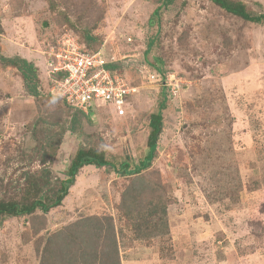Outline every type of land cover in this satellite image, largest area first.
<instances>
[{
  "label": "rangeland",
  "instance_id": "1",
  "mask_svg": "<svg viewBox=\"0 0 264 264\" xmlns=\"http://www.w3.org/2000/svg\"><path fill=\"white\" fill-rule=\"evenodd\" d=\"M48 1L0 0V56L33 63L41 91L37 100L29 95L21 72L0 61V199H20L29 174L57 187L81 147L138 162L164 89L163 131L144 170L168 199L171 235L146 243L125 229L122 264H264V24L211 0H177L154 24L161 0H53L55 11ZM242 1L264 13V0ZM67 32L83 46L91 33V48L120 62L117 73L138 86L129 113L114 116L102 106L76 116L50 94L52 51ZM130 178L82 168L61 206L38 210L46 222L38 236L30 217H0V264H39V236L45 243L80 217L118 218Z\"/></svg>",
  "mask_w": 264,
  "mask_h": 264
},
{
  "label": "trees",
  "instance_id": "2",
  "mask_svg": "<svg viewBox=\"0 0 264 264\" xmlns=\"http://www.w3.org/2000/svg\"><path fill=\"white\" fill-rule=\"evenodd\" d=\"M176 1L161 0L150 17L149 23L154 24L159 11ZM211 1L226 12L245 21L264 24V13L254 14L249 11L247 4L242 0ZM48 2L51 10L55 11L56 3L53 0ZM60 16H63L68 24L76 28V25L65 13L61 12ZM157 35L149 40L146 53L153 48L158 39ZM84 38L87 43L84 45L88 50H97L91 48V42L96 40L95 36L87 33ZM0 61L21 72L27 93L37 100L41 91L39 90L37 68L34 64L25 59H11L2 56H0ZM149 65L155 66L158 72L161 71L159 65L153 63ZM106 67L112 72H117L118 68H123L120 62L107 63ZM162 91L163 96L157 109L149 116L147 144L143 157L138 162H135L128 154L122 156V160L116 161L110 160L103 150L81 147L71 161L66 178L61 179L57 187L54 188L47 181L43 182V179L29 174L25 178L26 189L20 199L17 196L0 199V217L28 216L33 227L32 233L34 236H38L46 229V222L38 221L41 219L38 210L44 214L61 206L70 194V189L76 184L77 175L82 168L94 165L98 168H108L116 176L131 177L126 190L121 194L119 204L116 206L119 213L118 218L111 214L83 216L59 230L49 233L45 243L41 242L39 236L35 243L40 256L39 264H122L120 243L122 235L124 237L126 235L125 229L131 232L129 237L132 241L150 243L155 238L163 239L167 234L170 237L168 199L164 195L161 184L150 180L148 178L150 172L144 170L151 167L153 159L157 155L158 140L163 131V112L167 105V93L164 89ZM63 101L72 107L64 98ZM76 109V116L79 113L82 115L92 113V110L85 112L80 108Z\"/></svg>",
  "mask_w": 264,
  "mask_h": 264
},
{
  "label": "built area",
  "instance_id": "3",
  "mask_svg": "<svg viewBox=\"0 0 264 264\" xmlns=\"http://www.w3.org/2000/svg\"><path fill=\"white\" fill-rule=\"evenodd\" d=\"M71 36L63 34V40L52 51L55 57L48 69L52 94L86 111L105 106L116 114L128 112L138 86L131 85L122 74L108 71L100 50H88Z\"/></svg>",
  "mask_w": 264,
  "mask_h": 264
},
{
  "label": "clouds",
  "instance_id": "4",
  "mask_svg": "<svg viewBox=\"0 0 264 264\" xmlns=\"http://www.w3.org/2000/svg\"><path fill=\"white\" fill-rule=\"evenodd\" d=\"M95 51H96V50H95ZM107 63H110V62H106V63H105V65H104V67H105V68H106L108 71H111L109 68H107V67H106ZM111 72H112V71H111ZM112 73H113V74H118L117 72H112ZM163 88H165V86H163ZM137 92H138V91H137ZM137 92H136V93H137ZM136 93H135V94H136ZM50 94L53 96V94H52V93H50ZM54 96H55V95H54ZM57 97H59V98H61V99L63 100V98H62V97H60V96H57ZM72 106H73V105H72ZM100 107H102V106H99V107H94V108H98V109H99ZM75 108H78V107H75ZM94 108H93V107H92V108H89L87 111H86V110H84V109H82V108H80V109H82V110H83V111H85V112H89L90 110L94 111V110H93ZM108 110H109V111H110V113H111V114H113L114 116H116V115H117V114L115 113V111H112V110H111V109H109V108H108ZM129 111H130V110H129ZM129 111H128V112L126 111L125 113H129Z\"/></svg>",
  "mask_w": 264,
  "mask_h": 264
}]
</instances>
